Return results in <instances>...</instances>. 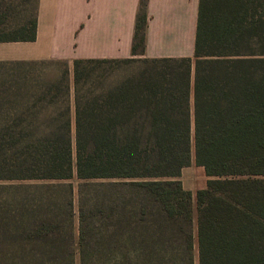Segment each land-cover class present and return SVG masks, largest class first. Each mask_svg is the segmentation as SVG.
Masks as SVG:
<instances>
[{
    "label": "trees",
    "instance_id": "trees-1",
    "mask_svg": "<svg viewBox=\"0 0 264 264\" xmlns=\"http://www.w3.org/2000/svg\"><path fill=\"white\" fill-rule=\"evenodd\" d=\"M145 25L139 0L129 57L71 60L72 113L66 67L0 87V181L83 182L76 214L70 186L0 198V264H264V2L198 0L191 57L135 56ZM34 38L0 11V42Z\"/></svg>",
    "mask_w": 264,
    "mask_h": 264
},
{
    "label": "crops",
    "instance_id": "crops-1",
    "mask_svg": "<svg viewBox=\"0 0 264 264\" xmlns=\"http://www.w3.org/2000/svg\"><path fill=\"white\" fill-rule=\"evenodd\" d=\"M138 3L139 0H37L35 38L0 42V72L5 74H0V87L7 86V79L15 78L26 90L24 97H30L27 91L35 83L29 77L31 72L42 69L45 78L49 75L54 79L58 70L53 66L65 62L72 113L71 60L129 57ZM197 5L198 0H145L144 44L135 56L191 57Z\"/></svg>",
    "mask_w": 264,
    "mask_h": 264
},
{
    "label": "rangeland",
    "instance_id": "rangeland-1",
    "mask_svg": "<svg viewBox=\"0 0 264 264\" xmlns=\"http://www.w3.org/2000/svg\"><path fill=\"white\" fill-rule=\"evenodd\" d=\"M258 1L264 2V0H257V2ZM0 2H1L0 3V11H1V14H3L4 17L6 18V23L13 24L16 21H18L19 19L24 18V16L31 15L35 6H36L37 0H0ZM66 65L67 64L65 62H61V63H58L57 66H53L54 68H56L58 70L57 76H58L60 69L63 67H66ZM132 69L133 68H130L129 70H132ZM52 70L53 69H51V71ZM3 73L4 72H0L1 75H5ZM45 75H46L45 71L40 69L38 71L33 70L29 77L31 79V82H36L38 80L39 81L42 80L43 77H45ZM50 76H51V74H50ZM53 76H55V75H52L51 77H53ZM0 77L2 78V76H0ZM48 77H49V75H48ZM66 77H67V80L69 82L70 81L69 80L70 79L69 74ZM71 79H72V77H71ZM1 97L2 96H0V99H1ZM20 98L21 97L16 98L14 103H20L22 101V99H20ZM14 111L16 112L17 109H14ZM0 113H4V110L1 111ZM177 179L180 181L183 189L188 190L191 193H194L197 189L204 186L207 177L204 174L202 167L195 165L193 162H190L189 165H186V166L181 168L179 176L177 177ZM86 182H87V184H86L84 189L88 190L87 197L90 199L91 195H89V194L92 193V191L90 189L95 187L97 181L90 180V181H86ZM93 183H95V185H93ZM55 184L61 185L59 188H57V192H58V194H60L59 196H61L62 198H66V196L68 195L67 186H70L72 188L73 208H74L73 210L76 214L77 187L79 185L80 186L83 185V182L79 181L74 176L69 178V179L61 180V181H51V180L0 181V198L7 197L6 195H10L12 197V199L15 198L19 201L25 200L26 202H28L27 200H31L36 196V194L38 193V191L41 187L47 186V185H55ZM7 191H9V192H7ZM86 210L87 211L88 210L93 211L94 209H93V207L89 206V207H86ZM90 221H94V219H90ZM63 225H64V228L67 229V227L65 226L66 224H63ZM192 227L194 228V226H192ZM179 241L180 240L177 239V242H179ZM192 254H193V259H192L193 262L192 263L196 264V251H195V249L192 250Z\"/></svg>",
    "mask_w": 264,
    "mask_h": 264
}]
</instances>
